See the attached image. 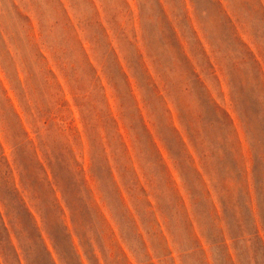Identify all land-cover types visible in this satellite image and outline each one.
<instances>
[{"label":"rangeland","instance_id":"374dc122","mask_svg":"<svg viewBox=\"0 0 264 264\" xmlns=\"http://www.w3.org/2000/svg\"><path fill=\"white\" fill-rule=\"evenodd\" d=\"M0 264H264V0H0Z\"/></svg>","mask_w":264,"mask_h":264}]
</instances>
